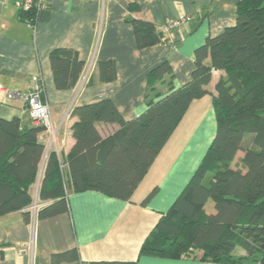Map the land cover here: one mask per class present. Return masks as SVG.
I'll use <instances>...</instances> for the list:
<instances>
[{"label":"crops","instance_id":"obj_1","mask_svg":"<svg viewBox=\"0 0 264 264\" xmlns=\"http://www.w3.org/2000/svg\"><path fill=\"white\" fill-rule=\"evenodd\" d=\"M19 1L0 0V85L24 92L33 77L41 79L43 100L50 107L55 129L51 143L48 134L41 135L45 154L55 152L59 169L65 173L74 144V107L110 99L125 121L140 116L149 102L164 98L190 80L195 50L207 37L235 25L240 0H49L32 24L21 17L16 7ZM183 16L188 20L171 31L164 30L165 23ZM133 21L152 24L159 42L138 46ZM55 50L72 51L83 62L72 89L55 87L50 64ZM163 61L169 64V73L149 83V72ZM205 62L209 64V58ZM105 64L114 68L111 81L101 79ZM222 76L221 70L211 71L205 86L209 94L189 105L128 201L91 190L66 191L68 209L57 216L36 218V212L30 210L29 221L22 210L1 216L0 264H50L51 254L73 248L78 252L77 262L63 264H219L139 252L189 183L215 136L211 96ZM13 118L22 125L30 119L22 103L0 102V119ZM95 127L101 138L120 128L104 123ZM242 156L237 152L230 168L244 173ZM36 182L30 206L38 204ZM154 188L153 196L142 204ZM208 202L204 211L211 214L206 211Z\"/></svg>","mask_w":264,"mask_h":264},{"label":"trees","instance_id":"obj_2","mask_svg":"<svg viewBox=\"0 0 264 264\" xmlns=\"http://www.w3.org/2000/svg\"><path fill=\"white\" fill-rule=\"evenodd\" d=\"M21 17L32 24L36 13L21 12ZM133 23L138 46L159 42L152 24ZM50 64L57 89L76 86L83 62L74 52L55 50ZM101 70L103 81L113 80L112 66L105 64ZM212 70L224 72L211 96L215 136L189 183L139 253L219 264H264V0H240L235 25L207 37L195 50L190 80L149 102L140 116L125 121L110 99L74 107V144L65 173L59 169L55 152L45 154L41 126L33 125L31 119L24 125L16 118L0 119V217L22 210L26 221L30 220L27 208L38 177L36 218L67 211L66 191L91 190L128 201L189 105L209 94L205 86ZM169 71V64L161 62L149 72L148 82ZM97 123L120 128L101 138ZM239 151L244 173L230 168ZM208 201L213 203L211 214L204 211ZM237 250L244 254L235 255ZM77 260L75 248L49 258L50 264Z\"/></svg>","mask_w":264,"mask_h":264},{"label":"built area","instance_id":"obj_3","mask_svg":"<svg viewBox=\"0 0 264 264\" xmlns=\"http://www.w3.org/2000/svg\"><path fill=\"white\" fill-rule=\"evenodd\" d=\"M49 0H20L16 7L20 12H37L44 9L48 5ZM188 20L187 17H180L172 19L163 25L166 32L177 28L184 21ZM43 86L39 77H33L30 82V88L27 91H11L0 85V102L18 101L22 103L25 110L35 126H41L43 133L49 135V143L53 141L54 126L50 117V107L47 101L43 100ZM39 178L34 187L35 196L38 193ZM40 207L37 203L28 207L27 210L36 212ZM23 251V250H22Z\"/></svg>","mask_w":264,"mask_h":264},{"label":"rangeland","instance_id":"obj_4","mask_svg":"<svg viewBox=\"0 0 264 264\" xmlns=\"http://www.w3.org/2000/svg\"><path fill=\"white\" fill-rule=\"evenodd\" d=\"M208 203L209 204L208 206H206V211L209 212L211 210L212 212H214L213 203L211 201H209ZM234 254L239 256V255H243L244 253L240 250H237Z\"/></svg>","mask_w":264,"mask_h":264}]
</instances>
